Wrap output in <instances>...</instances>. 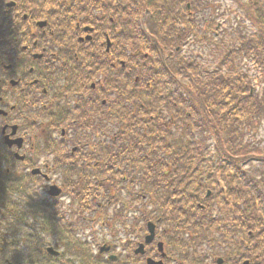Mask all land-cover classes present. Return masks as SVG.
Wrapping results in <instances>:
<instances>
[{
	"label": "trees",
	"instance_id": "trees-1",
	"mask_svg": "<svg viewBox=\"0 0 264 264\" xmlns=\"http://www.w3.org/2000/svg\"><path fill=\"white\" fill-rule=\"evenodd\" d=\"M86 2L88 24L121 47L144 49H124L128 66L102 73L109 91L73 110L87 133V153L71 159L89 168L78 188L88 207L100 196L99 209L114 221L113 207L133 202L139 232L151 220L161 239L166 230L184 251L199 246L192 264L216 251L225 264H264V0ZM224 16L217 36L201 31ZM186 42L192 50L183 53Z\"/></svg>",
	"mask_w": 264,
	"mask_h": 264
},
{
	"label": "flooded vegetation",
	"instance_id": "flooded-vegetation-1",
	"mask_svg": "<svg viewBox=\"0 0 264 264\" xmlns=\"http://www.w3.org/2000/svg\"><path fill=\"white\" fill-rule=\"evenodd\" d=\"M60 7L58 0H0V264H90L92 235L87 233L94 227L87 215L74 221L72 208L87 212L61 201L66 196L71 203L74 186L89 177L88 166L71 159L87 153L79 134L83 123L75 126L73 110L109 91L102 73L128 65L119 56L121 46L105 50L107 31L88 24V15L60 12ZM100 14L92 15L97 20ZM102 217L116 238L123 221ZM134 217L124 222L128 239L120 250L114 241L106 242L107 253L116 257L98 253V264H146L148 257L157 264H182L174 258L180 255L169 242L174 239L166 230L161 239L158 228L144 253L135 254L144 237L138 238Z\"/></svg>",
	"mask_w": 264,
	"mask_h": 264
},
{
	"label": "rangeland",
	"instance_id": "rangeland-1",
	"mask_svg": "<svg viewBox=\"0 0 264 264\" xmlns=\"http://www.w3.org/2000/svg\"><path fill=\"white\" fill-rule=\"evenodd\" d=\"M66 1H68V0H65L64 2L66 3ZM225 19H227L225 16H224V18H222V17H220V18H218V20H216L215 21V24H216V22L217 21H220V22H223V24H224V26L226 25V23H227V20H225ZM214 24V25H215ZM202 31H205V33L206 34H209V31L208 30H206V29H202ZM207 31H208V33H207ZM217 31H219V29L217 30ZM134 43H132V44H128L127 46H132ZM135 48H128V50L129 51H131L132 49H139V50H142L143 49V47L142 46H139V45H136L135 44ZM189 49V50H188ZM186 50H188V52L190 51V50H192L191 48H189V45L188 46H186V48H185V51ZM185 51L183 52V53H185ZM212 60H216V58H215V56L213 55V57H212ZM245 61V60H244ZM248 61V62H247ZM247 61H245V69H247L248 71H249V73L250 74H252V76L253 77H255V76H257L258 75V73H257V71L255 70V68H254V66H253V64H252V62L250 61V60H247ZM247 62V63H246ZM258 89H259V87H258ZM260 138H261V140H262V147L264 148V124H262L261 125V130H260ZM50 158L52 157V155L51 156H49ZM42 160H46V158H42ZM73 192H75L76 194H75V196L71 199V203H70V201L66 198V196L61 200L62 202H64L65 203V207H68L70 204H72V206L73 207H76L75 205H79L80 203H79V200H78V197H79V194H81L80 193V190L78 189V188H76V186H74V190H73ZM77 193H79V194H77ZM129 202H130V199L128 200ZM116 206V208H118V209H120L121 210V213L122 214H124L125 216H126V220L127 221H131V217H132V215H133V213L131 212V211H128L129 209H131L132 210V207L134 206V204H133V202H130V204H128V205H122V204H118V205H115ZM73 210H72V212H73V214H77L76 212H75V210H74V208H72ZM126 211H128V213H126ZM229 211H231V210H229ZM228 211V212H229ZM69 214H71L70 212H69ZM68 215V214H67ZM86 217V219H87V216H85ZM117 217V216H116ZM115 217V218H116ZM69 219V218H68ZM74 221H80L81 220V218H80V215L78 214L75 218H72ZM100 227V229H103L104 231H105V233L104 234H102L103 232L102 231H100L99 233H101V235H97L96 237H98L97 238V242H95V238L93 239V237H95V235L94 236H91L90 237V239L92 240L91 241V247H92V251L91 252H93V253H96V251H97V245L96 244H98V243H101V242H103L104 240H108V239H111V237H110V229L108 228V227H106V226H99ZM126 230V228H121L120 229V233L118 234V236L116 237V239H115V241H116V244H120L121 243V241L123 240V239H119L120 237H122V238H124V236L121 234V232L123 233V231H125ZM87 234H89V235H91L92 234V231H89ZM101 239H103V240H101ZM119 239V240H118ZM128 239V238H127ZM126 239V240H127ZM176 241V240H175ZM211 244H208V243H204V244H202L201 246L202 247H205V250H208L211 246H210ZM119 250L121 249L119 246H116ZM173 248H175V249H178V252L180 253V255H177V257H180V256H182V258H188V256H184V252H183V250H182V246H181V244H177V246H173ZM125 249L126 250H128L129 251V249H128V247H125ZM196 251L195 250H193L194 252H197V251H200L201 252V249L199 248V246L198 247H196ZM193 251L191 252V253H189V254H192L193 253ZM114 252H117V249L114 251ZM189 252V250L187 251V253ZM122 255V254H121ZM123 256V255H122ZM182 264H183V262H182Z\"/></svg>",
	"mask_w": 264,
	"mask_h": 264
},
{
	"label": "water",
	"instance_id": "water-1",
	"mask_svg": "<svg viewBox=\"0 0 264 264\" xmlns=\"http://www.w3.org/2000/svg\"><path fill=\"white\" fill-rule=\"evenodd\" d=\"M153 236L152 229L150 227V235L146 237V241H149V239ZM141 248V247H140Z\"/></svg>",
	"mask_w": 264,
	"mask_h": 264
}]
</instances>
